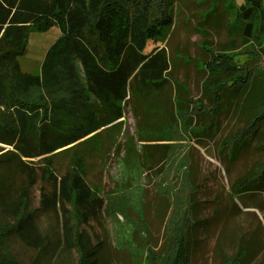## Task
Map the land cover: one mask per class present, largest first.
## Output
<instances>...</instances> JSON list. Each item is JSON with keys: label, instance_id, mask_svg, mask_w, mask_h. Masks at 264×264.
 <instances>
[{"label": "trees", "instance_id": "16d2710c", "mask_svg": "<svg viewBox=\"0 0 264 264\" xmlns=\"http://www.w3.org/2000/svg\"><path fill=\"white\" fill-rule=\"evenodd\" d=\"M179 1L0 0V142L12 144L3 136L11 137L23 145L17 148L21 158L41 157L37 162H20L0 204L3 264H21L9 249L12 236L39 255L75 249L78 264L98 263L100 243L95 244L82 228L107 205L103 188L88 178V158L94 153L86 151V141L102 128L95 101L112 108L130 91L140 142L167 140L181 121L180 114L189 109L193 113L186 118L195 116L204 130L199 118L213 117V111L230 110L234 104L237 116L244 118L243 126L225 138L223 147L229 145L234 154L236 144H251L257 132L264 137V70L240 64L234 56L238 41H255V49L264 54V0H241L235 17L230 14L232 6L217 11L213 5L208 14L219 13L209 21L208 14L203 19L209 24L203 29L205 82L199 101L213 106L212 115L199 101L188 100L184 84L173 79L166 47L154 45L146 50L150 41L159 42L174 25ZM54 26L61 35L50 46L41 72L23 71L20 57L28 51L31 32ZM210 29L216 33L225 29L233 37L213 49ZM152 147H163L167 156L169 145ZM63 155L68 156L66 164L57 161ZM147 164L140 163L146 170L154 169ZM39 180L50 189L41 187V206L36 209L31 191ZM263 185L264 168L257 167L235 187L249 191ZM41 210L61 220V233L50 235L40 228ZM173 223L178 233L170 251L161 256V264H191L188 229L185 234L178 221ZM149 254L157 260L153 251ZM242 256L226 264H243Z\"/></svg>", "mask_w": 264, "mask_h": 264}, {"label": "rangeland", "instance_id": "374dc122", "mask_svg": "<svg viewBox=\"0 0 264 264\" xmlns=\"http://www.w3.org/2000/svg\"><path fill=\"white\" fill-rule=\"evenodd\" d=\"M238 2L241 0L176 2L174 25L159 42H149L146 50L154 45L167 48L173 79L184 84L188 100H201L205 82L203 29L219 13L208 14L210 7L216 5L220 11L232 6L230 14L235 17ZM206 16L208 21L204 22ZM60 35L58 26L32 31L28 51L20 57L22 70L40 73L50 46ZM232 37L222 29L219 33L211 30L208 39L214 43L212 48L217 49L218 43ZM237 44L234 56L240 64L264 70V54L255 49V41ZM129 97L130 91L124 101L112 108L94 102L102 128L85 146L86 151L91 149L94 153L88 158V178L103 188L107 197L101 214L82 225L94 243H100L102 251L97 264H161V256L174 244L178 232L174 233L172 225L177 221L185 234L188 229L191 264H226L239 255H243V264H264V185L249 191L235 187L249 171L264 168L263 135L257 132L249 145L236 144L232 154L230 146L223 147V142L243 126L244 118L237 116L238 106L234 104L235 108L232 105L230 110L220 107L216 113L204 100L198 104L204 105L207 114L215 113L213 117L199 118L204 130L195 116L186 118L193 113L189 109L188 113L180 114L181 121L170 131L167 140L140 142L139 119L133 114ZM120 113L121 118L116 119ZM3 137L12 144L0 142V204L17 176L20 162H37L41 158H21L17 148L23 145L11 137ZM165 144L169 145L166 157L163 147H152ZM164 160L165 167L160 172ZM57 161L66 164L68 156H60ZM143 161L151 163L154 169H144L140 165ZM43 185L50 189L42 180L32 188V208L41 206ZM37 221L44 232L61 233V220L55 214L41 210ZM8 244L21 264L79 263L75 249L39 255L16 236L10 237ZM151 251L157 260L149 254Z\"/></svg>", "mask_w": 264, "mask_h": 264}]
</instances>
